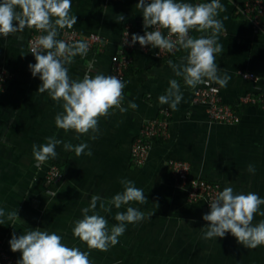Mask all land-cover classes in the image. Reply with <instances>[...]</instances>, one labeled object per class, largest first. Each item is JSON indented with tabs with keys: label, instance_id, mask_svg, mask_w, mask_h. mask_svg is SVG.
Segmentation results:
<instances>
[{
	"label": "crops",
	"instance_id": "0c3cea01",
	"mask_svg": "<svg viewBox=\"0 0 264 264\" xmlns=\"http://www.w3.org/2000/svg\"><path fill=\"white\" fill-rule=\"evenodd\" d=\"M244 1L220 0L226 11L217 17L224 24L218 43L224 45V49L217 54L216 62L221 70L219 75L226 72L231 79L226 88L211 83L220 88L223 100L239 113L240 119L235 124L213 122L206 107L193 102L195 89L205 84L187 86L182 77L175 76L169 60L155 57L154 48L144 51L137 47L131 53L133 62L125 80L122 106L128 110L121 113L113 109L110 115L101 117L95 140L90 138L92 133L77 139L75 131L65 132L55 125V116L63 110L61 103L52 100L47 91L38 92L42 81L39 75L33 77L28 67L36 63L27 45L31 29L26 27L22 33L7 38L0 36V65L12 75L6 87L0 90V208L5 211V216L0 217L4 220L0 225V248L20 259L22 254L10 248L13 232L19 236L40 228L61 235L69 247L88 251L92 264H125V258L115 252L146 249V245L138 246L141 241H147L140 234L153 233L154 229L159 233L169 229L179 234L180 231L185 234L205 232L202 228L209 222L202 217L207 211L202 203L190 202L186 192L178 188L168 166L171 158L188 161L194 175L218 182L221 190L230 186L234 192H255L264 199V110L241 101L245 93L260 89L259 84L244 79L242 73L264 75V31L257 30L242 15ZM138 2L72 0L70 14L77 17L72 29L82 35L97 33L102 39L86 56L77 55L72 64L66 65L72 79H83L85 74L111 75V59L120 45L125 24L133 23L136 34H144L143 16L136 7ZM182 2L195 4L211 0ZM120 15L124 17L122 21ZM210 34L211 30L191 32L194 37ZM57 38L60 39V35ZM186 54L179 49L170 60L178 64ZM171 79L178 81L183 93V100L175 111L168 104L158 102ZM130 101L138 107L128 108ZM162 108L171 113L169 136L156 139L146 162L137 166L131 157L132 145L143 121L160 117ZM49 136L73 145L87 143L89 149L77 156L74 151L65 150L63 144L57 145L56 158H49L37 168L32 145L46 143ZM89 150L91 156L86 154ZM250 164L255 167L254 174L247 171ZM52 165H58L64 173L63 180L56 184H48L45 178ZM121 179L131 180L143 189L148 201L144 204L130 202L119 209L113 205L110 212L102 211L98 202L96 211L107 219L109 228L118 223L116 213L125 212L128 206L154 214L139 223L127 224L119 242L108 251L88 249L73 236L74 222L83 218L81 209L89 206L92 195L108 200L122 192ZM13 210H17L20 217L15 223L7 219V213ZM258 216L257 213L253 222ZM263 246L258 247L262 252L259 257L264 256ZM153 248L150 244V249ZM216 249L217 242L213 238L212 250ZM233 259V254L217 259L212 253V262L216 264H229ZM139 261L147 263L146 259H134L131 264Z\"/></svg>",
	"mask_w": 264,
	"mask_h": 264
},
{
	"label": "clouds",
	"instance_id": "9594fccd",
	"mask_svg": "<svg viewBox=\"0 0 264 264\" xmlns=\"http://www.w3.org/2000/svg\"><path fill=\"white\" fill-rule=\"evenodd\" d=\"M136 7L143 16L144 35L133 33L129 46L139 42L142 47L151 45L169 53L183 49L187 54L181 57L180 63L168 61L175 76L182 77L184 83L193 88L211 83L220 88L227 87L231 77L226 72L223 76L219 75L221 70L216 62L217 54L224 49V45L218 43L224 24L217 17L220 12L226 11L220 0L195 4L182 0H139ZM71 10L72 0H0V36L7 38L22 33L26 27L42 33L31 44L36 63L28 66L32 76L39 75L42 81L38 92L47 91L52 100L61 103L63 110L55 116L57 128L65 132L75 131L77 139L80 135L92 133L90 138L95 140L97 137L94 134L99 132L101 117H107L113 109H119L121 113L128 110L122 106L126 82L116 75L102 73L94 76L85 74L80 80L69 76L66 65L72 64L77 55L86 56L89 51V43L85 39L69 43L57 38L61 29H71L76 25L77 17L70 14ZM123 19L120 15V20ZM149 28L153 30L149 31ZM163 29L167 30V36L163 34ZM193 30L201 33L211 30V34L194 37L190 35ZM127 36L126 32L124 43H129ZM182 100L183 93L176 79L169 80L165 94L158 97L160 104H168L174 111ZM137 107L134 102L128 104V108ZM46 141L32 145L37 168L49 158H56L57 145L63 144L65 150H72L77 156L89 149L87 143L73 145L55 136L46 137ZM86 154L91 156V150ZM247 171L254 174L255 167L250 164ZM120 183L124 190L111 199L92 195L89 206L81 209L83 218L74 222L73 236L86 244L88 249L108 251L119 242L118 238L126 231L127 224L139 223L154 214L128 206L125 212L116 213L118 223L109 228L107 219L96 211L98 202L102 211L110 212L113 205L119 209L130 202L144 204L148 201L143 189L136 187L133 181L121 179ZM261 205H264V199L257 193H237L232 187H225L209 202L210 211L202 217L209 222L202 228L206 229L203 238H223L226 233H231L246 249L264 245V220L253 224L257 213L264 217ZM4 216L5 211L0 208V217ZM18 218L17 210L7 213V219L13 223ZM3 224L4 220L0 219V225ZM9 244L12 252L22 254L17 264H92L88 251L69 247L61 235L45 229H31L19 236L13 232Z\"/></svg>",
	"mask_w": 264,
	"mask_h": 264
},
{
	"label": "built area",
	"instance_id": "2783aa9c",
	"mask_svg": "<svg viewBox=\"0 0 264 264\" xmlns=\"http://www.w3.org/2000/svg\"><path fill=\"white\" fill-rule=\"evenodd\" d=\"M241 13L245 18L253 23L257 30L264 31V0H245L241 8ZM148 30L151 31L153 29L149 28ZM162 31L165 36L168 35L166 29H163ZM126 32L128 33L127 40L129 43H124ZM133 33H136L133 23L127 22L123 29L120 45L111 59V75H116L123 81L126 80V73L133 62L131 54L133 50L137 47L144 51L153 49L151 45L142 47L139 42L133 46H129ZM41 34L42 33L36 31L35 29H31V34L27 43L30 52L32 42ZM60 39L69 43L85 39L89 43V51L97 44L100 45L102 43V39L99 34L90 33L88 35H82L78 30L72 28L61 29ZM178 51L179 49L169 53L161 52L158 48L153 49L155 57L160 60H170ZM242 76L244 79L260 85L258 92L245 93L241 97L242 103L257 106L264 110V75L244 72L242 73ZM11 77L12 75L10 71L0 65V90H3L6 87ZM124 92L125 88L123 90V94ZM193 102L195 104L204 105L206 107L208 117L213 122L235 124L240 119L237 110L223 100L220 88L216 85L208 84L197 87L193 93ZM160 113V117L146 119L143 121L140 133L132 145L131 157L133 163L137 166H141L146 162L151 151L152 144L156 139H165L169 136L171 113L167 108H162ZM168 166L176 181V185L178 188L183 189L186 192L188 200L194 203H202L208 213L210 211L209 202L218 192L222 191L221 185L218 182L207 180L199 175H194L188 161L171 158L168 160ZM63 177L64 173L60 167L58 165H52L45 178L48 184H56L61 182ZM18 260V257L12 255L7 250L0 248V264H17Z\"/></svg>",
	"mask_w": 264,
	"mask_h": 264
},
{
	"label": "rangeland",
	"instance_id": "374dc122",
	"mask_svg": "<svg viewBox=\"0 0 264 264\" xmlns=\"http://www.w3.org/2000/svg\"><path fill=\"white\" fill-rule=\"evenodd\" d=\"M261 211H264V205H261ZM261 220H264V217L259 215L253 224L259 223ZM203 235L204 232L185 234L180 231L179 234L170 229L159 233L154 229L153 233L140 234V237L147 241L145 243L141 241L138 246L146 245V249L138 248L135 250L136 252L118 250L115 253L125 258V264H131L134 259H146V264H216L212 262V253L217 259H223L227 254H233L235 259L229 264H264V256L259 257L262 254L260 248L258 249L259 246L254 250L246 249L237 242L231 233H226L223 238H214L218 247L214 251L212 250L213 239H204ZM150 244L154 246L153 250L150 249ZM139 263L145 264L140 261Z\"/></svg>",
	"mask_w": 264,
	"mask_h": 264
}]
</instances>
